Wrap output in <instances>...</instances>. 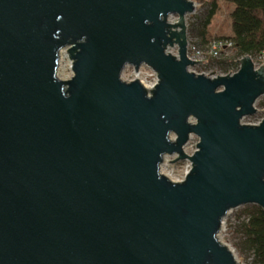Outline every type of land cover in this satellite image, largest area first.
<instances>
[{
  "label": "water",
  "instance_id": "water-1",
  "mask_svg": "<svg viewBox=\"0 0 264 264\" xmlns=\"http://www.w3.org/2000/svg\"><path fill=\"white\" fill-rule=\"evenodd\" d=\"M194 11L0 0V264H239L217 234L232 208L264 210V116L241 121L257 111L264 65L248 54L233 73L189 70L201 62L187 55ZM126 65L157 82L122 80ZM173 154L190 161L180 180L160 169Z\"/></svg>",
  "mask_w": 264,
  "mask_h": 264
},
{
  "label": "trees",
  "instance_id": "trees-1",
  "mask_svg": "<svg viewBox=\"0 0 264 264\" xmlns=\"http://www.w3.org/2000/svg\"><path fill=\"white\" fill-rule=\"evenodd\" d=\"M207 11L192 23V36L200 46L213 39H227L233 43L230 55L219 58L207 57L203 63L196 65L208 68L216 64L226 74L236 70L237 59L241 56H256L264 50V0H201ZM229 10L231 19L230 32L218 34L213 31V16L217 10ZM195 68V65H194ZM210 68V67H209ZM221 73V72H220ZM264 106L261 99L259 108ZM243 219L239 232L242 245L252 256L253 264H264V210L257 204H247L243 208Z\"/></svg>",
  "mask_w": 264,
  "mask_h": 264
},
{
  "label": "rangeland",
  "instance_id": "rangeland-1",
  "mask_svg": "<svg viewBox=\"0 0 264 264\" xmlns=\"http://www.w3.org/2000/svg\"><path fill=\"white\" fill-rule=\"evenodd\" d=\"M195 2V11L192 13H189L185 17L186 21V32H187V41L190 42L194 36H192V32H190L192 23L197 21V18L200 17L202 14H204L207 11L206 5L201 0H193ZM177 19V15L171 14L168 17V21L175 22ZM213 31H217L218 34L224 33V32H230V24L231 19H229V10L228 9H220L217 10L214 14L213 18ZM168 50L176 55L177 54V46L169 47ZM62 56L60 58L61 65L57 69L58 75L62 80H67L72 75V71L70 68L71 60L68 59V55L66 52V49H63ZM232 54V53H231ZM200 65V63H198ZM196 64V65H198ZM195 70L198 73L206 72V75L213 74L214 71L216 73H225L224 71H219L220 68L216 66V64H211L206 68L205 66H201V68L196 67ZM210 67V68H209ZM135 78H138L140 81L143 82L145 86L151 87L154 82V75L153 70L151 68H148V66L141 65L139 69L136 71L132 66L126 65L124 67V70L121 74V79L130 81L134 80ZM261 102V99L259 98L254 106L256 107L257 111L254 114H251L250 116H245L241 119L244 123L251 124L252 122H256L259 118L264 116V112L261 108H259V104ZM198 141V137L196 134H193L188 142L184 145V149L187 153H193L196 148V142ZM175 154L169 156L165 155L163 158L162 165L160 167L161 171H164L169 178L172 180L174 179H181L184 176L185 171L187 170V167L190 165V161L187 159L181 160V161H173L175 158ZM170 161H173L170 162ZM163 169V170H162ZM247 204H243V206L232 208L228 211V213L225 215L222 221V226L220 231L218 232V238L221 242L225 243L227 246H229L236 257L239 264H253L252 263V256L249 254V252L244 248L242 245V234L239 232V226L240 222L243 219V208Z\"/></svg>",
  "mask_w": 264,
  "mask_h": 264
},
{
  "label": "built area",
  "instance_id": "built-area-1",
  "mask_svg": "<svg viewBox=\"0 0 264 264\" xmlns=\"http://www.w3.org/2000/svg\"><path fill=\"white\" fill-rule=\"evenodd\" d=\"M187 44H188L187 45L188 57L190 59L195 60V61H201L200 64L203 63V61H205L207 57L219 58V57L224 56V55H230L231 54V48L233 47V43L227 39H224V40L223 39H213L212 41L207 42L206 45L200 46L198 43H196V40L193 38L190 42L187 41ZM241 57H243V56H241ZM241 57H239V58H241ZM251 59H252V63H254V68L255 69L260 68L261 65H264V50L260 51V53L256 56H253V57L251 56ZM237 64H238V60H237ZM60 65H61V60H60L59 67H60ZM238 67H239V64H238ZM238 67H237V69H238ZM237 69L233 70L232 72H229V73H233V72L237 71ZM189 70H191V71L193 70L194 72L198 73L195 70L194 66H192V68L190 67ZM203 73L206 74L205 71ZM214 73L216 74L215 71H214ZM217 74H222V73H217ZM153 75H154V79H155V82H154V84H155L157 82V79H156V75L154 72H153ZM209 75H211V74H209ZM213 76H215V75H213ZM260 99L264 100V93L261 94ZM261 109L264 112V106L261 107ZM262 117L259 118L256 122H252V123H254V124L259 123L261 121ZM189 154H191V153H189ZM189 170H190V165L187 167V170L185 171L184 176H185L186 172H188ZM177 180H180V179H177Z\"/></svg>",
  "mask_w": 264,
  "mask_h": 264
},
{
  "label": "bare ground",
  "instance_id": "bare-ground-1",
  "mask_svg": "<svg viewBox=\"0 0 264 264\" xmlns=\"http://www.w3.org/2000/svg\"><path fill=\"white\" fill-rule=\"evenodd\" d=\"M61 53V55H60V58H61V56H62V52H60ZM62 61V60H61ZM148 87V86H147ZM163 170V169H162ZM163 172V171H162ZM164 173H166L165 171H164Z\"/></svg>",
  "mask_w": 264,
  "mask_h": 264
},
{
  "label": "clouds",
  "instance_id": "clouds-1",
  "mask_svg": "<svg viewBox=\"0 0 264 264\" xmlns=\"http://www.w3.org/2000/svg\"><path fill=\"white\" fill-rule=\"evenodd\" d=\"M217 74V73H216ZM221 75H225V74H221ZM243 122V121H242ZM244 123V122H243Z\"/></svg>",
  "mask_w": 264,
  "mask_h": 264
}]
</instances>
